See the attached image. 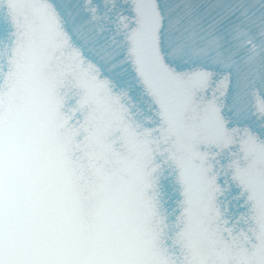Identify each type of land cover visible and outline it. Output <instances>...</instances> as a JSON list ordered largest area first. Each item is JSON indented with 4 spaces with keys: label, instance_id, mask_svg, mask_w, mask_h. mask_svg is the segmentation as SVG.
Here are the masks:
<instances>
[{
    "label": "snow or ice",
    "instance_id": "snow-or-ice-1",
    "mask_svg": "<svg viewBox=\"0 0 264 264\" xmlns=\"http://www.w3.org/2000/svg\"><path fill=\"white\" fill-rule=\"evenodd\" d=\"M0 264H264V0H0Z\"/></svg>",
    "mask_w": 264,
    "mask_h": 264
}]
</instances>
